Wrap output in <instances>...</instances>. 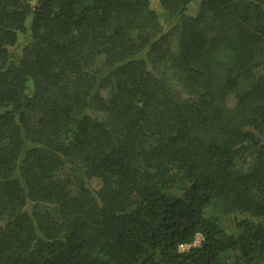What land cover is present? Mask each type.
Listing matches in <instances>:
<instances>
[{
    "label": "trees",
    "instance_id": "1",
    "mask_svg": "<svg viewBox=\"0 0 264 264\" xmlns=\"http://www.w3.org/2000/svg\"><path fill=\"white\" fill-rule=\"evenodd\" d=\"M193 1L0 0V264H264V0Z\"/></svg>",
    "mask_w": 264,
    "mask_h": 264
},
{
    "label": "rangeland",
    "instance_id": "2",
    "mask_svg": "<svg viewBox=\"0 0 264 264\" xmlns=\"http://www.w3.org/2000/svg\"><path fill=\"white\" fill-rule=\"evenodd\" d=\"M151 6L160 15V17H161V19L163 21H165V22L168 21V19H169V18H167L168 17V14L163 9V7L160 6L159 0H151ZM198 6H199V0H194L192 2V4H191V8H190L191 11H193V12L196 11L197 8H198ZM27 40H28V38H27L26 33L25 32L21 33L20 34L19 43H18V45L16 46V48L14 50V52L16 54L22 52V50H23V48H24L25 43H26ZM91 185H92L93 188H96L97 189L99 187V185H100V180L99 179H96V178H93L91 180ZM212 209H213V206H212ZM225 221H228V220H226V218H225ZM201 241H202L201 236H197L192 243H190V244H183L182 246H180V250H187L192 245L197 246V245H199L201 243Z\"/></svg>",
    "mask_w": 264,
    "mask_h": 264
},
{
    "label": "built area",
    "instance_id": "3",
    "mask_svg": "<svg viewBox=\"0 0 264 264\" xmlns=\"http://www.w3.org/2000/svg\"><path fill=\"white\" fill-rule=\"evenodd\" d=\"M198 236H201V235H198ZM203 237L201 236V239H202Z\"/></svg>",
    "mask_w": 264,
    "mask_h": 264
},
{
    "label": "crops",
    "instance_id": "4",
    "mask_svg": "<svg viewBox=\"0 0 264 264\" xmlns=\"http://www.w3.org/2000/svg\"><path fill=\"white\" fill-rule=\"evenodd\" d=\"M192 246H194V245H192ZM192 246H191V247H192Z\"/></svg>",
    "mask_w": 264,
    "mask_h": 264
}]
</instances>
